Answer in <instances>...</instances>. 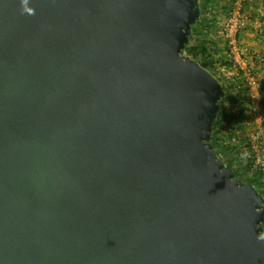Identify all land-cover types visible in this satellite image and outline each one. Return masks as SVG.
<instances>
[{
    "label": "water",
    "instance_id": "1",
    "mask_svg": "<svg viewBox=\"0 0 264 264\" xmlns=\"http://www.w3.org/2000/svg\"><path fill=\"white\" fill-rule=\"evenodd\" d=\"M198 4L0 0V264H264L222 84L183 54Z\"/></svg>",
    "mask_w": 264,
    "mask_h": 264
},
{
    "label": "trees",
    "instance_id": "2",
    "mask_svg": "<svg viewBox=\"0 0 264 264\" xmlns=\"http://www.w3.org/2000/svg\"><path fill=\"white\" fill-rule=\"evenodd\" d=\"M226 2L228 3V0H225V2H223V0H201L199 7L200 15L192 24V35L194 33H202L203 37L198 43L193 44L192 36H189L183 50L186 55L197 61L204 68L208 69L216 77V71L218 68L230 65L231 62L227 58L226 50L224 51V49L216 47L212 42L213 35L211 28L214 27V20L210 19V23L208 21L203 23L200 22V18L201 15L205 16L209 13H212L213 15L216 13H219V15L224 13V15L228 17L231 10ZM214 19L216 18L214 17ZM242 31L243 28L240 32ZM222 87L224 94L219 101L220 106L213 123L210 142L220 160L234 171L235 178L251 182L264 197V165H255V160L251 159V161L244 167V175H241L239 171H236L233 166L228 163L227 159H223L219 156L222 151L227 153L226 158H229V156L232 155L231 153H241V156H244L249 150L252 152V143L248 140L247 136H244L242 133V135L234 137L232 134L227 133L230 128H242L243 121L248 118V116H245V109L250 103V98L244 80L240 82L238 81V83L235 84L233 83L227 87L222 83ZM261 107L264 110L263 91ZM220 130L227 131L226 133L228 136H222ZM219 147L220 151L217 149ZM242 176H244L243 179ZM262 226L264 227V222L262 223Z\"/></svg>",
    "mask_w": 264,
    "mask_h": 264
},
{
    "label": "rangeland",
    "instance_id": "3",
    "mask_svg": "<svg viewBox=\"0 0 264 264\" xmlns=\"http://www.w3.org/2000/svg\"><path fill=\"white\" fill-rule=\"evenodd\" d=\"M200 2L201 0H199V7ZM223 2H225V0H223ZM227 6H229V9L231 10L229 14L236 13L237 15H240V17H243L245 19L246 26L243 28V31L240 32L239 37L240 46L242 47V49H245L244 55L247 57L248 61L251 62L254 72L261 75L263 87L262 91L264 96V60L263 63H260L262 57L264 58V0H228ZM214 17L216 19H214ZM210 19L214 20V27L211 28L213 35L212 42L216 45V47L222 48L225 51L227 46L225 37L223 35V29L227 16L224 15V13H221L220 15L219 13H216L214 15L212 13H209L205 16L201 15L200 22L204 23L208 21L210 23ZM190 36H192V43L195 44L198 43L200 39H202L203 34L194 33L192 35L191 28ZM183 54L186 55L185 52H183ZM216 73L217 78L219 79L221 84L223 83L226 87L233 83H238V81L240 82L244 79L242 76V72H240V69L231 64L219 67ZM249 108L250 103L245 109V116H248ZM256 128V124L251 123L247 118L245 121H243L242 128L240 129L230 128L228 132L220 130V134L222 136L225 135L226 137L228 136L227 133L232 134L234 137H238V135H242L243 133V135L247 136L248 140L252 143V152H250L249 150L248 153H246L244 156H241V153H231L232 155H230L229 158H226L227 153H224L222 151L219 154L221 158L227 159L228 163H230L236 171H239L241 175L245 171V165L249 163L251 159L257 161V159L262 158L264 154V136L258 138L250 136L254 131H256ZM217 149L218 151H220V147ZM243 178L244 176H242V179Z\"/></svg>",
    "mask_w": 264,
    "mask_h": 264
},
{
    "label": "built area",
    "instance_id": "4",
    "mask_svg": "<svg viewBox=\"0 0 264 264\" xmlns=\"http://www.w3.org/2000/svg\"><path fill=\"white\" fill-rule=\"evenodd\" d=\"M245 23V19L240 17V15L236 13L229 14L224 23L223 35L227 42V58L231 62V65L236 66V68L240 69V72H242L243 80L250 98L248 120L256 124L257 127L255 129L256 131L250 136L258 138L264 136V110L261 107L263 87L261 75L254 72L251 62L248 61L247 57L244 55L245 49H242L240 46V30L246 26ZM263 60L264 58L262 57L260 63H263ZM255 165H264V154L262 158H258L257 161H255Z\"/></svg>",
    "mask_w": 264,
    "mask_h": 264
}]
</instances>
